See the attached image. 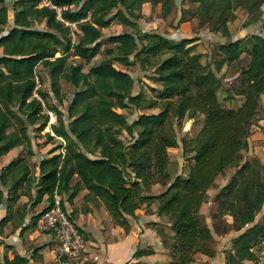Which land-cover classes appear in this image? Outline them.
Masks as SVG:
<instances>
[{"label": "trees", "instance_id": "1", "mask_svg": "<svg viewBox=\"0 0 264 264\" xmlns=\"http://www.w3.org/2000/svg\"><path fill=\"white\" fill-rule=\"evenodd\" d=\"M190 2L198 7L196 11L183 9L178 26L187 21L186 16L191 20L199 17L208 22L210 33L232 39L230 24L236 20V11L243 9L248 25L262 21L264 30V0ZM146 4L160 6L164 18L178 7L177 0H0V158L17 148L28 150L27 158L0 165V211H7L0 228L12 222L22 232L36 229L56 195H65L73 202L84 190L88 192L84 212H89L90 203L102 205L113 223L127 232L131 220L137 221L139 209L158 203L157 215L168 219L173 234L159 230L157 223L151 226L169 251L168 264H196L198 256H216L210 244L213 230L202 209L211 201L209 192L219 188L217 180L233 171L229 182L213 197L217 213L212 218L232 219L222 234L242 231L232 239L226 264H246L254 259V248L264 237V221L256 223L264 209V164L257 157H246L264 95V36L221 42L218 60L205 64L203 55L197 53L196 38L140 31ZM59 14L63 20L78 24L81 33L75 42ZM39 23L45 27L39 28ZM114 23L131 31L110 36L112 47L105 50L107 58L86 73L83 63L100 54L103 31ZM244 54L249 62L240 70V85L234 89L244 101L239 108L227 109L219 98L223 88L220 74L226 66L240 62ZM132 67L153 71L150 80L160 85L158 90L152 89L153 98L143 92L133 95ZM40 69L48 75L50 92L60 106L66 98L64 83L75 92L67 117L57 113L58 125L45 134L53 141V133L66 144L59 142L49 158L42 157L35 175L28 159L34 156L30 130L42 133L49 122L42 115V103L31 99L36 78L43 82ZM40 93L54 110L45 86ZM133 109L158 112L140 114L129 122L120 111ZM199 116L204 117L200 132L194 138L178 140L177 128L186 119ZM124 135L129 141L122 140ZM180 146L187 173L173 175L169 150ZM157 184L166 189L154 195L151 190ZM24 196L28 203L15 213ZM45 199L48 207L32 215L26 226L30 210ZM62 204L66 210L63 200ZM154 254L152 249L138 246L127 264H148L132 260ZM31 259L5 256L0 264H29Z\"/></svg>", "mask_w": 264, "mask_h": 264}, {"label": "crops", "instance_id": "2", "mask_svg": "<svg viewBox=\"0 0 264 264\" xmlns=\"http://www.w3.org/2000/svg\"><path fill=\"white\" fill-rule=\"evenodd\" d=\"M157 9V14H159L160 16H156V23L159 24L160 22H163V25L167 29H169V31H171H163V33L158 32V34L165 35L169 38H175L178 33L185 38L191 37L192 31H188V29H186V26L189 23H191L192 25L197 22L199 17L193 19L192 22L184 23L178 26V22L182 17L181 9L178 12V10H176L177 8H175L174 12L166 19L162 18L161 16V7L159 6ZM142 14L145 18V15L154 16L156 13L153 12V7L150 4H146L143 7ZM172 17L173 19H171ZM170 20L173 22L171 23ZM168 22L171 23V25H168ZM172 32H176V34ZM213 35L214 34L209 32L207 34V37L209 38ZM196 37L199 38L200 36ZM200 42V40H197V42L195 43L196 50H198L199 54H203L201 51H199V46H197V44H199ZM203 125L199 129V132L202 129ZM12 152L4 157L6 158L8 156H12ZM49 157L50 154L45 158ZM246 157L249 159L257 157L264 164V95L262 96V108L259 115V124L255 128L253 135L249 139V150L246 154ZM231 176L232 173L228 175L227 180H224V177H220L217 180V185L219 186V188L213 189L209 192V195L211 196V201L209 203L214 205L213 197L220 188H222L229 182ZM76 181L77 180H75V182ZM158 185L159 184L153 187L156 188V186ZM87 193L88 192L86 190L82 191L73 202H69L65 195H58L64 201L66 211L72 216L75 225L84 232L86 248L80 256L74 259H68L65 257V259L61 258L57 255L58 245L57 242H55L56 240L54 241L53 236L39 232L37 229H29L25 232H22L21 228H15L13 223L10 222L3 229L0 228V242H2V244L0 245V252H3V255H0V258L2 259L3 257L7 256L10 259H14L17 255L32 257L29 264H127L132 259L133 254L137 250V247L140 246L141 249H152L155 254L143 257L139 260H132L133 262L140 261L148 264H168L170 260L167 253L169 251L163 246V242L159 234L153 229V227L149 226V224L158 223L161 220V217L157 215V210L159 207L158 203L153 204L151 207H142L151 209L153 211L152 215L151 213H146V211L142 208L139 209L136 212L138 218L137 221L131 220V227L127 232L124 228L113 223L110 214L102 205H95L94 203H90L88 204L89 212H84V197L87 195ZM24 197L22 198L23 200ZM206 205L203 206V209ZM47 207L48 203L47 199H45V201L41 205L33 209V211L40 213ZM203 209L202 213L204 214ZM30 214L31 213L26 216V226L30 222V219H28V217L32 216V214L34 215V213H32L31 215ZM6 215V209H1L0 221L5 218ZM262 216H264V210L261 212V217ZM261 217L259 215L256 223H260ZM229 223H232V219H230ZM41 233L43 235H41ZM240 233H242V231H230L226 234H221L220 240L225 241V244L229 245V250H231L232 239L237 237ZM171 234L173 233L171 232ZM37 244L39 245L34 248L33 245ZM36 249H39L38 253L33 254L34 250ZM215 249L216 256L214 258H208L206 256L202 257L205 258L208 264H226V254L221 251L219 245L215 247ZM197 258H199V256Z\"/></svg>", "mask_w": 264, "mask_h": 264}, {"label": "rangeland", "instance_id": "3", "mask_svg": "<svg viewBox=\"0 0 264 264\" xmlns=\"http://www.w3.org/2000/svg\"><path fill=\"white\" fill-rule=\"evenodd\" d=\"M178 2V7L176 10H183L185 9H191L192 11H196L197 5L193 4L190 2V0H177ZM158 7L153 8V12L156 13L154 16L150 15L147 16L145 15V18L143 17L142 20L139 22V29L143 33H163V31L166 32H171L169 29H167L164 25L163 22H160L159 24L156 23V16L158 12ZM264 11V8H263ZM174 12V11H173ZM162 14V13H161ZM147 16V17H146ZM160 16V15H159ZM162 16V15H161ZM162 18H164L162 16ZM167 18V17H166ZM164 18V19H166ZM9 19L12 22L14 19V12H10L9 14ZM173 19V17L171 18ZM185 19L187 20L185 23L192 22L189 16H186ZM171 21V20H170ZM249 17L247 16V12H245L243 9H239L236 11V20L233 21L230 24V29L232 32V39H226L224 40L221 35L214 34L213 36H210L209 38L207 37V34L209 33L210 25L208 24L207 21L205 20H200L198 18L197 22L191 25V23L187 24L186 29L188 31H192L191 37L190 38H196L197 40H200L201 42L197 44L199 46V51H201L203 54V63H213L216 60H218V51H217V46L224 41H229V40H239V39H244L247 36L258 34V35H263L264 36V30L262 29V21L256 22L253 25H248ZM173 21H171L172 23ZM146 23V24H145ZM162 23V24H161ZM171 23L168 22V25H171ZM39 28H44V24H37ZM131 28L125 27L119 24L114 23L109 29L104 31V38L101 41L102 45V51L100 54L90 63H83L84 66V71L87 73L90 71V69L94 66L99 65L104 59L107 58L105 54V50L109 49L112 47V45L108 42V38L112 35H119L125 32H130ZM174 33V32H172ZM176 34V32L174 33ZM196 36H200L199 38ZM176 38H185L184 36H181L179 33L176 35ZM77 40V38H76ZM75 40V41H76ZM144 43H147L145 41ZM1 53V52H0ZM198 53V50H197ZM74 62H80L79 60H73ZM249 62V56L247 54H244L240 60V62L235 63L232 66H226L223 71L221 72V76H223V88L219 92V98L222 101L223 105L227 109H236L239 108L244 101L243 97L235 95V91L237 87L240 85V80H239V72L242 68H244ZM117 68L123 69L120 65H117ZM131 76L135 80V87L133 89V95H137L140 92H143L144 95L147 98H153L155 96V92L152 90L153 88L158 90L160 88L159 84H156L150 80V76L153 75V71H141L138 67H132L129 70ZM40 75L43 78V83L45 86V91L49 93L50 101L49 105L50 107H54V110L57 113H62L65 117H67V108L69 104V100L72 97V95L75 92V89L69 85L64 83L63 88L66 93V98L64 101V105L60 106L55 99L53 98V94L50 92V80L48 75L40 69ZM228 97H231L228 99ZM158 112V110H136L133 109L132 111H125L121 110L120 113H123L129 120V122H132L135 120L140 114H150ZM204 124V119L202 116H199L196 120H189L186 119L183 122V125L181 128H177V138L178 140H181L183 138L191 139L194 138L198 132L201 126ZM35 128H31L30 130V135L32 138V147L34 151V156L29 157V163L31 165V168L33 170V173L35 175L39 174V162L42 157H46L50 154V152L59 145V140L54 138V140H50L48 136H45V133L49 132V130H45L42 133H38L34 131ZM122 140L127 142L129 141V138L127 135H124L122 137ZM170 154V159L172 161L171 163V171L173 175L176 174H186L187 170L184 168L185 166V161L183 158V153L181 146L176 149H171L169 150ZM11 157V158H10ZM0 158V165L5 166L10 161L12 160H17L19 158H27L28 157V150L27 148H18L12 152V156ZM233 173L232 171H229L228 174L224 177V180H227L228 175ZM165 187L162 184H159L156 186V188H152L151 193L152 194H160L163 191H165ZM29 201L28 197H24V200L22 199L19 204L15 207V213L18 211H22L25 208V205ZM29 207V206H28ZM143 210L146 211V213H151L153 214V211L151 209L147 208H142ZM264 210V209H263ZM204 217L207 220L209 226L212 228L213 233H214V238L212 242L210 243L213 248L217 247L218 245L221 248V251L226 254V257L230 254L231 250H229L230 246L225 244V241L220 240V235L222 234L223 230H228L229 227V221L230 219L228 217L225 218H220V219H214L212 218L213 215L217 213L216 206H214L211 203H208L204 209ZM30 213H37L33 211V209L30 210ZM30 214V215H31ZM33 215V214H32ZM261 217V213L259 214ZM32 216L28 217V219H31ZM259 218V216L257 217ZM257 221V219H256ZM264 221V216L261 217L260 223ZM30 223V222H29ZM159 225V230H164L168 234H171V230L168 224V219L167 218H161V220L157 223ZM151 226V224H149ZM152 227V226H151ZM158 227V226H157ZM229 227V228H228ZM41 235H43L41 233ZM54 239V238H53ZM36 241V240H35ZM55 241V239H54ZM56 242V241H55ZM37 245H33V247H37ZM227 249V250H226ZM0 255H3V252H0ZM58 255V253H57ZM169 256V252L167 253ZM1 257V256H0ZM170 260V257H169ZM196 264H208L206 262L205 258L202 256H199V258L196 261Z\"/></svg>", "mask_w": 264, "mask_h": 264}, {"label": "built area", "instance_id": "4", "mask_svg": "<svg viewBox=\"0 0 264 264\" xmlns=\"http://www.w3.org/2000/svg\"><path fill=\"white\" fill-rule=\"evenodd\" d=\"M58 19L71 29V36L75 42L77 35L81 33L78 24L63 20L61 14H59ZM43 89L44 84L38 76L36 78V88L31 99H36L42 103V115L49 118L46 129L51 132V127L58 125V114L47 106L40 93ZM52 135L65 146L66 142L63 138L57 137L53 133ZM61 152L64 153V149ZM36 229L54 237L58 245L59 257L66 256L68 259H74L85 251V237L71 220L70 214L64 209L62 199L58 195L55 196L54 204L39 218ZM254 252V259L246 262V264H264V237L260 239L259 244L254 248Z\"/></svg>", "mask_w": 264, "mask_h": 264}]
</instances>
